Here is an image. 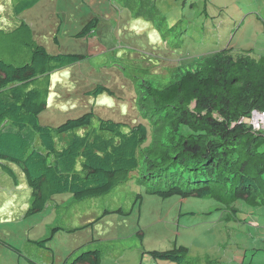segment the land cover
<instances>
[{
	"label": "trees",
	"instance_id": "obj_1",
	"mask_svg": "<svg viewBox=\"0 0 264 264\" xmlns=\"http://www.w3.org/2000/svg\"><path fill=\"white\" fill-rule=\"evenodd\" d=\"M36 1L0 0V166L15 182L7 162L24 176L31 192L25 214L41 211L52 193L94 198L131 178L145 192L162 198L209 196L220 203L226 221L246 220L240 217L238 199L264 208V126L241 119H250L254 110L264 111L262 50L245 44L236 52L228 43L184 60L171 58L167 66L149 67L150 76L142 78L135 90L140 110L136 121L89 109L59 124L43 123L39 113L50 93V74L86 55L50 52L34 37L19 13ZM145 1L152 16L157 6L153 0ZM248 16L262 20L254 11ZM97 24L98 17L92 16L74 35L93 32ZM254 32L262 34L261 25ZM139 55L140 60L146 58ZM104 89L113 92L101 83L87 91L97 94ZM257 220L256 225L264 228ZM0 243L19 250L1 237ZM148 252L154 259L198 264L188 257L184 244ZM101 255L99 248L81 250L69 264H100Z\"/></svg>",
	"mask_w": 264,
	"mask_h": 264
},
{
	"label": "rangeland",
	"instance_id": "obj_2",
	"mask_svg": "<svg viewBox=\"0 0 264 264\" xmlns=\"http://www.w3.org/2000/svg\"><path fill=\"white\" fill-rule=\"evenodd\" d=\"M153 1L157 11L152 16L145 0H37L19 13L48 51L86 55L50 74L41 122L59 124L91 108L102 116L136 121L140 110L135 90L150 76L149 67L228 43L236 52L247 44L264 54V0ZM140 6L144 9L137 10ZM250 11L262 20L248 16ZM92 16L98 17L94 31L75 36ZM256 25L262 34L255 35ZM139 54L146 58L140 60ZM95 83L113 92H88ZM7 163L16 182L0 166V237L19 250L0 243V264H31L30 258L40 264H69L81 250L94 248L102 251L100 264H178L148 252L174 244L186 245L188 257L198 264H264V228L256 225L258 218L264 223V208L244 200L236 204L246 220L226 221L220 203L209 196L162 198L131 178L94 198L52 193L41 211L25 214L30 188L16 165ZM119 206L123 212L113 210ZM40 239L44 245L34 243Z\"/></svg>",
	"mask_w": 264,
	"mask_h": 264
},
{
	"label": "clouds",
	"instance_id": "obj_3",
	"mask_svg": "<svg viewBox=\"0 0 264 264\" xmlns=\"http://www.w3.org/2000/svg\"><path fill=\"white\" fill-rule=\"evenodd\" d=\"M90 89V88H89ZM100 93V92H99ZM98 94V93H97ZM46 105H47V101H46ZM92 109V108H91ZM94 110V109H93ZM95 111V110H94ZM264 111H257L254 110L253 111V116L250 119H246V118H241L244 120H248L254 127H260V126H264V122L260 124L261 118L262 116H264L263 114ZM28 185V184H27ZM29 187V186H28Z\"/></svg>",
	"mask_w": 264,
	"mask_h": 264
},
{
	"label": "built area",
	"instance_id": "obj_4",
	"mask_svg": "<svg viewBox=\"0 0 264 264\" xmlns=\"http://www.w3.org/2000/svg\"><path fill=\"white\" fill-rule=\"evenodd\" d=\"M263 114H264V112H263ZM263 122H264V116H262L260 124L263 123Z\"/></svg>",
	"mask_w": 264,
	"mask_h": 264
},
{
	"label": "crops",
	"instance_id": "obj_5",
	"mask_svg": "<svg viewBox=\"0 0 264 264\" xmlns=\"http://www.w3.org/2000/svg\"><path fill=\"white\" fill-rule=\"evenodd\" d=\"M4 254H2V256H3Z\"/></svg>",
	"mask_w": 264,
	"mask_h": 264
}]
</instances>
